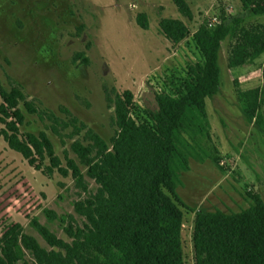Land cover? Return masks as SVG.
<instances>
[{
	"label": "rangeland",
	"instance_id": "1",
	"mask_svg": "<svg viewBox=\"0 0 264 264\" xmlns=\"http://www.w3.org/2000/svg\"><path fill=\"white\" fill-rule=\"evenodd\" d=\"M186 2L191 18L180 13L174 0H0V83L8 91L20 88L25 95L19 105L25 115L22 136L46 133L60 168L69 171L65 175L53 167L49 157L41 169L31 166L0 135V237L9 226L20 223L50 250L32 224L37 219L72 242L64 228L67 224L49 220L47 210L58 216L73 215L83 225L85 218L75 211V203L99 188L73 144L92 143L89 129L110 142L117 130L115 99L126 91L141 106L158 109L157 94L168 80L189 63L202 61L193 40L199 28L226 14L243 12L239 0ZM141 13L148 16V30L138 24ZM165 18L182 20L189 36L180 43L167 39L159 26ZM262 24L264 15L244 22L247 27ZM234 43L228 39L222 45L221 91L206 101L210 134L222 155L220 166L192 160L177 190L193 209L241 211L253 202L249 192L264 200V121L249 123L240 100L241 91L264 88V56L254 62L242 55L234 58ZM82 53L88 63L79 56ZM3 102L0 92V106ZM72 116L79 126L86 125L79 135L67 125ZM69 159L80 166L88 191L77 184ZM183 210L185 264H196V214Z\"/></svg>",
	"mask_w": 264,
	"mask_h": 264
},
{
	"label": "trees",
	"instance_id": "2",
	"mask_svg": "<svg viewBox=\"0 0 264 264\" xmlns=\"http://www.w3.org/2000/svg\"><path fill=\"white\" fill-rule=\"evenodd\" d=\"M242 14L223 16L222 24L202 25L193 40L202 61L189 63L173 75L157 94L158 109L141 106L126 91L115 99L117 127L110 142L92 129L93 141L73 144L98 191L75 203L73 215L58 216L47 210L51 221L59 219L72 238L67 242L34 219L32 224L51 249L28 234L22 224L9 226L0 237V264H185L183 246L184 210L195 212L193 241L196 264H264V200L249 192L253 202L241 211L193 209L179 196L181 176L191 170V161L210 160L220 166L221 151L213 143L206 108L208 98L222 87L220 51L223 43L235 41L233 56L248 62L264 56V24L247 27L250 16L264 15V0H239ZM180 13L191 18L186 0H174ZM148 30L146 13L137 18ZM160 29L174 43L185 40L190 30L179 19L165 18ZM83 61L88 58L82 53ZM264 74V68H263ZM264 76V75H263ZM4 100L0 106V135L21 153L31 166L41 169L47 157L53 167L60 159L46 133L21 134L25 115L19 105L25 100L20 88L8 91L0 83ZM264 88L240 92L241 109L249 123L264 121ZM31 112L32 104L27 103ZM68 112V110H65ZM72 116L67 125L79 135L86 125ZM77 184L88 191L85 175L69 159ZM50 172L53 168H47ZM67 175L68 169L60 168Z\"/></svg>",
	"mask_w": 264,
	"mask_h": 264
},
{
	"label": "built area",
	"instance_id": "3",
	"mask_svg": "<svg viewBox=\"0 0 264 264\" xmlns=\"http://www.w3.org/2000/svg\"><path fill=\"white\" fill-rule=\"evenodd\" d=\"M215 23H210V27H215V26H218V25H221L222 24V20L221 19H214ZM219 22V24H218Z\"/></svg>",
	"mask_w": 264,
	"mask_h": 264
},
{
	"label": "crops",
	"instance_id": "4",
	"mask_svg": "<svg viewBox=\"0 0 264 264\" xmlns=\"http://www.w3.org/2000/svg\"><path fill=\"white\" fill-rule=\"evenodd\" d=\"M256 17V16H255Z\"/></svg>",
	"mask_w": 264,
	"mask_h": 264
}]
</instances>
